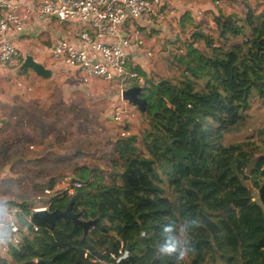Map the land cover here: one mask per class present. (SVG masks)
Instances as JSON below:
<instances>
[{"label": "trees", "instance_id": "obj_1", "mask_svg": "<svg viewBox=\"0 0 264 264\" xmlns=\"http://www.w3.org/2000/svg\"><path fill=\"white\" fill-rule=\"evenodd\" d=\"M240 4L243 18L215 6L211 36L197 35L200 25L180 18L182 32L186 22L191 28L185 54L171 57L180 78L154 81L129 60L143 79L141 114L148 129L140 139L114 138L105 164L73 165L78 180L68 178L63 190L51 192L49 178V212L63 211L72 197L66 190L81 184L74 195L85 196L72 211L82 222L95 221L88 238L69 219L50 226L31 216L21 243L10 246L9 260L0 258V264H264V139L259 145L250 138L226 143L247 131L250 97L264 100V7L258 12L261 3ZM253 159L255 170L247 176ZM7 203L30 215L31 204ZM165 225L186 229L190 251L182 260L158 251Z\"/></svg>", "mask_w": 264, "mask_h": 264}, {"label": "rangeland", "instance_id": "obj_2", "mask_svg": "<svg viewBox=\"0 0 264 264\" xmlns=\"http://www.w3.org/2000/svg\"><path fill=\"white\" fill-rule=\"evenodd\" d=\"M201 1L203 0H197L196 2L198 3ZM209 1L214 2L215 0H208V2ZM240 1L241 0H218V2L214 3L215 5L213 4V6H218L225 14L234 13L236 14V16L243 18L246 9L242 4H240ZM246 1L250 3V5L261 3L258 7V12H260L264 7V0ZM211 17V13H202L200 15V20L197 19V21H193L195 25H200V33H206V35L209 36L212 35L214 25L212 23ZM133 22L134 21L127 20L123 27ZM210 22L212 23V25H210ZM184 25L185 30L183 32L181 31V29L176 30L170 27V29H172V33L168 34L170 36V39L166 40L168 44H166L165 46V53L171 59L170 63L165 62L163 58H166L164 56L161 57L160 53L154 52L155 50H153V55L149 58V61L145 63L144 67H146L145 69L148 71L149 76L152 77L154 81H158L164 78H170L174 80L180 78L181 68L177 67L174 64V61L171 57L175 55L179 56L185 54V43L189 36L188 31L191 29L189 28V22H186ZM74 27L76 28V31L81 30V28H79L78 26ZM208 31L210 32V34H207ZM125 33L128 37H130V33ZM154 42L157 43L158 40L155 39ZM195 45L198 48H203L202 41H197ZM161 48L162 46H159V49ZM22 57L23 55H21V58ZM15 59L12 60L9 65H7V68L10 72L7 74L8 77L3 76L6 78L2 79V76H0V80H9V83H11L6 88H0V96L11 97V101H14L16 98H22L23 96H26V98H31V96L34 95L33 91L38 89H32L30 85H36L37 83V85L43 87L47 86L43 83V80L47 79H41L33 75V73L27 69L24 75L15 73L16 68L19 67V65L17 66V61L14 65L12 64ZM12 66L14 67V73L12 72ZM51 72L55 75V78L54 80H52V83L55 86L54 90H56L57 94L59 90V88L57 87V81L63 78L71 79L73 76L75 77L76 75L75 73H73V75L70 74L66 68L60 69V72H58V74H56L53 70ZM77 80L79 82L80 79L78 78ZM20 81H22V83H20ZM101 81L103 80L100 79V83L104 84L108 88L109 83H103ZM102 88V86L98 88L100 92L103 90ZM43 96L45 95H42L40 97ZM86 98L87 97L85 95L80 94V109L78 114L74 112L76 103L72 102V105L68 110L71 113L70 116H72L73 114L76 117V119L72 121L67 119L61 120V116H69L67 112L60 113V111H57L56 113L54 111L52 113L48 109L49 107L52 108L54 103H56V107H61L63 105L62 102L66 103L65 100H58L57 102H54L52 104H48L47 102H45L44 99L40 98H38L36 101L39 103L42 102L41 104H38L37 107L41 106L39 109L44 110L46 116L50 117L46 121L42 117V115L45 114L38 113V115L43 120L40 118L36 120V122L38 123L36 124V126H39V128L44 129V124H47L51 127L49 133L45 135L44 140L47 138L54 137L53 135L57 134V132L59 131H64L65 133H62V143L64 145L70 141L68 134L72 130L74 135L72 137L73 140L71 139L70 141V144L73 145L75 150H79V163H83L84 161L90 163L99 161L102 164H105L106 160H108L106 159V153L111 150V142L114 138H116L117 136H136L138 137V139H140V135L146 129H148L145 117L143 116V114H141V112H139V110L135 106L130 105L127 102L124 103L127 108L126 112L122 115L121 121L123 122V124L121 125L125 126V128H123L122 126L116 125V123L118 122L113 120L112 109L108 108L109 105V107L112 106L113 102L115 101V97H112L111 101L100 102L101 104L86 101ZM249 101L250 108L248 110V115L250 119L248 122L247 131L242 136L227 137L226 143L229 144L238 140L250 138L253 143L259 145L261 144V140L264 139L263 134H260L264 133V100H261L256 94H253L250 97ZM6 107L7 106L0 104V128L2 127L1 129H3L0 130V196L8 195L14 202L20 203L24 201L28 204H31V208L39 207L42 205V203L40 200L37 201V196L41 198L44 197L42 189L44 188V186L47 185V183H49V178L52 177H44V175L54 173V180L56 182H59L60 179L56 176V174L59 173H57L59 168L56 166L55 162H51V164L46 167H40L38 165L31 166L32 164H30V162H19L17 160L18 153L22 152L23 154H27V156L29 154H34L33 152H31V150H29V145L27 146L29 138L27 136H23V142L21 143L20 135L22 134H19V130L25 128V126L31 123V121L24 120L21 122V120H17L13 124V126L10 125V122H8L7 120L3 121L1 119L8 110H11L7 109ZM63 107H65V105H63ZM112 107H114V105ZM59 139L60 138H58V140ZM21 163H24V166L20 165ZM67 185V180L61 184L57 183L55 184L53 192L63 190ZM206 224L209 229H213L211 223L207 222ZM0 258L9 260L8 254H0Z\"/></svg>", "mask_w": 264, "mask_h": 264}, {"label": "built area", "instance_id": "obj_3", "mask_svg": "<svg viewBox=\"0 0 264 264\" xmlns=\"http://www.w3.org/2000/svg\"><path fill=\"white\" fill-rule=\"evenodd\" d=\"M20 7L17 0H0V76L7 73V65L18 55L12 38L24 31L30 15L75 24L81 28L76 32V41L55 42L49 50L51 65L66 68L70 74L80 73L84 80L94 77L109 83L118 99L112 108L113 120L117 122L122 120L127 108L122 92L131 84L143 85V79L128 67L130 50L142 45L139 32L132 29V36L127 37L121 34V28L127 20L156 24L171 21L175 24L178 15V11L164 7L160 0H39L32 10L18 11ZM152 54L148 52L147 56ZM80 188L81 184L75 183L66 190L67 195L73 196ZM43 194L47 197L50 191L44 190ZM43 198L38 197L39 200ZM47 210L44 203L31 208L28 215L20 207L8 204L9 223L7 228H0V254H8L10 246L21 243L22 233L26 230L24 222L30 223L35 212ZM32 227L38 231L36 226ZM87 257L85 252L83 258Z\"/></svg>", "mask_w": 264, "mask_h": 264}, {"label": "crops", "instance_id": "obj_4", "mask_svg": "<svg viewBox=\"0 0 264 264\" xmlns=\"http://www.w3.org/2000/svg\"><path fill=\"white\" fill-rule=\"evenodd\" d=\"M38 1L39 0H17V3L21 6L18 9V11L22 9L32 10L34 5ZM160 1L162 4H164V7L165 6L171 7L174 8L176 11H178L175 24H173L171 21H166L161 24H156L154 22H149V23L133 22L121 28V34L127 36L125 32H128L130 33V37L132 36V32H131L132 29L138 30L139 40L142 41V45H140L138 49L133 48L132 50H130L129 60H131L134 64L142 67H144L145 63L149 61L150 57L147 56L148 52H153V50H155L154 52L160 53L161 57H163V54H166L165 46L166 44H168L166 40L170 39V36L168 34L172 33V29H170V27L176 30L178 29L180 30V27L178 25L180 22V18H182V16L187 15V18H190L193 21L194 20L197 21V19L200 20V15L202 13H211L214 12V10L216 11V8L213 6L214 2L212 1L208 2V0L207 1L203 0L198 3L196 2L197 0H160ZM210 25H212L211 22ZM74 26L76 25L71 23H62L57 20L48 19V18L38 19L30 15L29 20L25 25L24 31L20 34L13 36L12 38V40L14 41L15 45L18 48V55L16 59L14 58L15 61L12 64L14 65L17 61V66L19 65L20 67L24 57L27 55H31L34 60L42 64L46 69H49L50 71L53 70L56 74H58V72H60V69L62 68L51 65L49 59V50L52 48L53 44L59 40H68L70 42H75L76 41L75 36L77 31ZM124 29H126L127 31ZM155 39L158 40L157 42L158 44L154 42ZM105 41L107 42L109 40L105 39ZM159 46H162V48L159 49ZM20 54L23 55L22 58ZM19 67L16 68L15 71V73L17 74H18V70H20ZM13 68L14 67L12 66V72L14 73ZM6 72L7 73L3 76L8 77L7 74L10 73L8 68ZM3 76L2 79L6 78ZM54 76L55 75L51 72V78L47 80H43V83L47 85L46 87L37 85V83L36 85L34 84L30 85L32 89H38L33 91L34 95L31 96V98H26V96H23L22 98H16L14 101H11L12 100L11 97L0 96V104L7 106L6 107L7 109H11L10 111L8 110L6 114L1 118L3 121L7 120L8 122H10V125L12 126L17 120H21V122L24 120H28V121L30 120L32 123V124L29 123L27 126H25V128L19 130L20 132L19 134H22L20 135L21 143L23 142V136H27L29 138L27 142V146L29 145L28 146L29 150H31V152H33L34 154H29L27 156V154H23L22 152L18 153L17 160L19 162H30V164H32L31 166L38 165L40 167H46L50 165L51 162H55L56 166L59 168V170L57 171V173L58 172L59 173L56 174V176L59 177L60 180L59 182H56L54 180V183L61 184L64 181H66L68 178L72 179L74 177L72 173L73 172L72 169H73V165L79 162L78 161L79 150H75L73 145L70 144V141L71 139L73 140L72 137L74 135L72 130L68 134L70 141L64 145L62 143L63 140L62 133H65L64 131H59L57 132V134L53 135L54 137L47 138L44 140L45 135L49 133L51 127L47 124L46 125L44 124V129L39 128V126H36V124H38L36 120L39 118L42 119L38 115V113L45 114L42 115V117L46 121L50 117L46 116L44 110L39 109L41 106L37 107L38 104L42 103V102L41 103L36 102L37 99L38 98L44 99L45 102H47L48 104H52L54 102H57L58 100H65L66 103L62 102V104L65 105V107H63V105L61 107H56L55 106L56 103H54L53 107L52 108L49 107L48 109L52 113L54 111L56 113L57 111H60V113L67 112L69 116H64V117L61 116V120L67 119L71 121L76 119V117L73 114L72 116H70L71 113L68 110L72 105V102H75L76 106L74 108V112L78 114L80 109L79 107L80 94L85 95L87 97L86 101H89L91 103L96 102L98 104H101L100 102H104V101H111L112 97H115V101L113 98L114 102L112 106L115 105L118 99L116 92L110 90V84H108V88H107L104 84L100 83V79L98 78L91 77L86 80H83L77 74L75 75V77L73 76L71 79L63 78L61 80H58L57 87L59 88V90L57 94L56 90H54L55 86L52 83L53 82L52 80H54L55 78ZM78 78L80 79L79 80L80 83L77 80ZM101 82L106 83L104 81ZM20 83H22V81H20ZM9 84H11L9 83V80H0V88H6ZM101 86L103 87L102 88L103 90L100 92L98 88ZM42 95L45 96L40 97ZM109 106L108 108L110 109L113 108L112 106L111 107ZM1 128L0 130H3ZM58 138L60 139L58 140ZM20 165L24 166V163H21ZM53 175L54 173L49 175H44V177L52 176L54 178ZM42 190L44 191L45 188H43ZM0 201L10 202L13 200L8 195H4V196H0Z\"/></svg>", "mask_w": 264, "mask_h": 264}, {"label": "water", "instance_id": "obj_5", "mask_svg": "<svg viewBox=\"0 0 264 264\" xmlns=\"http://www.w3.org/2000/svg\"><path fill=\"white\" fill-rule=\"evenodd\" d=\"M199 36H204L200 32H195ZM163 56L166 59L171 60L168 55L163 54ZM20 69H27L34 73L39 78L42 79H49L51 78V71L49 69H46L42 64L38 63L36 60L33 59L31 55H27L24 57L23 62L21 63ZM141 94V87L139 86H131L125 89L122 92V100L124 102H127L130 105L135 106L140 112H144L146 108V100L140 96ZM256 166V161L253 159L250 164L247 165L245 174L247 176H250L252 174V171L255 169ZM72 180L77 181L78 179L73 177ZM85 193L78 192L75 195H73L69 202L67 203L65 209L63 211H54V212H49L44 211V212H35L33 214V218L38 220L41 223L48 224L50 226L55 225V221L58 218H62L64 220L69 219L74 226H80L83 229V234L85 237L88 238L87 236V231L90 226H92L95 221L92 222H82L79 217V214H74L72 211L73 205L75 201L80 198L84 197ZM42 204L46 203L48 201V198H43L40 200ZM40 263H45V264H52L50 261H45V260H40Z\"/></svg>", "mask_w": 264, "mask_h": 264}, {"label": "clouds", "instance_id": "obj_6", "mask_svg": "<svg viewBox=\"0 0 264 264\" xmlns=\"http://www.w3.org/2000/svg\"><path fill=\"white\" fill-rule=\"evenodd\" d=\"M8 223V204L7 202L0 201V228H7ZM163 233L164 238L159 244V253L164 255L175 254L178 260H182L190 251L187 246V234L185 227L181 226L174 232L171 225H165L163 227Z\"/></svg>", "mask_w": 264, "mask_h": 264}]
</instances>
